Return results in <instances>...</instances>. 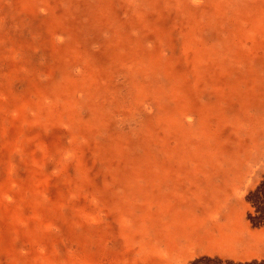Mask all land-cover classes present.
Segmentation results:
<instances>
[{
	"label": "rangeland",
	"instance_id": "1",
	"mask_svg": "<svg viewBox=\"0 0 264 264\" xmlns=\"http://www.w3.org/2000/svg\"><path fill=\"white\" fill-rule=\"evenodd\" d=\"M148 1L109 0L115 23L100 37L86 0H0V80L24 64L27 81L66 71L81 81L80 101L98 105L86 138L75 127L12 134L34 111L5 108L0 92V264H264V0ZM54 36L73 45L76 64L55 65ZM124 37L144 48L123 54L135 69L95 58L101 39ZM92 77L120 96L105 99ZM185 113L191 127L176 122Z\"/></svg>",
	"mask_w": 264,
	"mask_h": 264
},
{
	"label": "bare ground",
	"instance_id": "2",
	"mask_svg": "<svg viewBox=\"0 0 264 264\" xmlns=\"http://www.w3.org/2000/svg\"><path fill=\"white\" fill-rule=\"evenodd\" d=\"M150 1V0H149ZM148 1V2H149ZM85 6L88 7V12L89 14L87 15L89 20L87 22H89V24H93V34L99 35L100 37L102 36V34L105 32V30H109V28H112L113 23H115L114 20H112L111 18V5L109 3V0H86L85 2ZM48 10V9H47ZM26 11V10H25ZM44 14V13H43ZM29 27V26H28ZM0 28H2V25H0ZM22 29V28H21ZM72 29V28H70ZM76 29H73L72 31H75ZM25 31V30H24ZM29 31V30H28ZM32 31V30H31ZM88 31V30H87ZM26 32V31H25ZM36 31H34L35 33ZM70 32V31H68ZM67 32V33H68ZM90 32V31H89ZM23 33V32H22ZM29 33V32H28ZM27 33V35H28ZM91 33V32H90ZM35 36V35H34ZM106 36V35H105ZM107 37V36H106ZM29 38V37H28ZM70 38L73 40L74 39V35L71 32L70 33ZM89 39V38H88ZM126 37H124L123 39H117V41L114 42L115 39H101V43L99 44V49L97 50L98 52L95 53L97 57H95L96 59H98L100 61V58L104 57V63H106L107 65H113L115 64L116 61H122L121 65L123 68H127L128 69H135L129 66H125V61L123 54H128L129 50L130 52L136 56V54H140L141 50L144 49L142 48V46L137 45L136 43L132 44L131 47H129V43L126 41ZM36 40V39H35ZM12 41V40H10ZM15 42V41H14ZM25 42V41H23ZM38 42V41H37ZM52 44H51V48H52V53L55 56V60H53V62L55 63V65L57 66L58 64H60L61 67L67 66V60H69L71 63H77L76 61H78L77 59L79 58V53L75 50V48L73 47V45L71 43H64V44H60L58 41L57 36H54L52 38ZM61 42V41H60ZM92 41H89V43ZM16 44V43H15ZM14 44V45H15ZM120 44H124V49L125 52L122 53V45ZM17 45V44H16ZM31 45V44H30ZM27 47V46H24ZM34 48L35 45H34ZM26 50V48H24ZM128 49V50H127ZM22 50V49H21ZM143 52V50H142ZM26 53V51H25ZM34 54V53H33ZM29 55V54H26ZM31 55V53H30ZM38 55V54H36ZM24 59V58H23ZM28 59V58H27ZM138 60V59H137ZM28 61V60H27ZM118 61V62H119ZM58 63V64H57ZM28 65H30V63L27 62ZM35 64V61H34ZM33 66V64L31 65ZM29 68H32V67ZM132 66H135V64H132ZM15 68V67H13ZM20 68H23V71H20V73L18 72V70ZM26 67V65L24 64L21 67H17L16 69V73L14 75H11L7 78H2L0 81V92L4 93L5 96L7 97L9 102H6L4 104L5 108H9V107H20L19 111H22L24 114L23 117L25 118V113L27 111H34L32 117L29 118H25L24 120H26V125L24 126H20L18 125V123H12L13 127H15L16 129L19 130H14L12 131V134H17V133H23L24 128L27 125H33L35 126L37 129H45L49 126H52L55 129H64V130H70L71 127H75V131L72 132L71 135H73L74 133H76V136H80V138H86L88 132H91L94 127L98 124V119L96 118V116L94 115V111H96L98 109V105L96 103H92L93 99L91 96L85 97L84 100L80 101L79 98V94L78 89L81 88V81L78 82L77 77H73L72 75L69 74L66 71H62L60 73V77L58 78V80H44L42 81L39 78L37 79H29L27 81V74H28V69ZM109 68V67H107ZM111 69V68H109ZM114 70L110 71V76L112 77V73ZM58 72V71H57ZM15 76V77H14ZM90 76L91 73H90ZM214 77V75L212 76V78ZM217 78H221V76H216ZM224 78V77H223ZM118 81V80H117ZM224 81H228V80H224ZM27 82L26 88L21 92V94H17V89H18V84L19 83H24ZM116 82V81H115ZM127 82H129L130 86L137 89V87H139V85H136V83L133 81V79H128ZM223 82V81H221ZM229 82V81H228ZM91 83H93V89H95L98 93L99 92H105L104 93V97L111 99L113 97L112 101H115L114 98H118L120 96L119 91H120V87L118 86H114L112 88V90H107L108 88H104V84H101L97 79H94L92 77ZM230 83V82H229ZM231 84V83H230ZM20 85V84H19ZM136 94V93H134ZM215 94V93H214ZM209 97L212 95L207 94ZM101 97V96H100ZM95 99V98H94ZM34 100H36L34 102ZM78 100L83 104L86 105L87 107H90L89 109V118L88 119H81L79 116V113L76 111V107L75 105L78 103ZM97 100V99H96ZM124 100V99H123ZM127 100V99H125ZM1 101L0 100V105H1ZM34 102V103H33ZM39 103V104H38ZM36 104V105H35ZM206 106V105H205ZM204 109V108H203ZM217 110V109H215ZM234 112V111H233ZM5 113L4 109H0V120L2 118H7L5 116H3ZM83 113V112H82ZM232 113V112H231ZM27 116V115H26ZM193 117V115H191ZM187 117H189L188 113L182 114L179 116V118L176 119V122L179 123L180 125L184 126V127H191V124L188 122ZM19 118L21 119V114H19ZM126 119V118H125ZM167 119L169 120V118L167 117ZM166 119V120H167ZM192 120V119H191ZM166 123V122H165ZM133 124V122H132ZM131 126V125H130ZM201 127V125H199ZM121 127V126H120ZM128 127V126H127ZM131 128V127H130ZM124 130V129H123ZM126 130V129H125ZM106 132V131H105ZM127 132V131H126ZM69 134V133H68ZM136 134V133H135ZM134 134V135H135ZM178 134V133H177ZM216 133H214L215 136ZM70 135V134H69ZM91 135V134H90ZM177 136V135H176ZM130 137V136H129ZM208 137V136H207ZM206 137V141H210L209 138ZM77 138V137H76ZM79 138V139H80ZM117 138V137H116ZM134 138V137H133ZM164 138V137H163ZM97 139V138H96ZM101 139V138H100ZM113 139V138H112ZM109 139V140H112ZM119 139V138H118ZM165 139V138H164ZM163 139V140H164ZM76 140V139H75ZM213 142H216L215 139ZM164 142V141H163ZM116 145V144H115ZM161 145H164L161 143ZM171 146V145H170ZM79 147V146H78ZM96 147V146H95ZM118 147V146H117ZM126 148V147H125ZM124 148V149H125ZM76 147L73 145V147H69L67 149V152H65L64 154L66 155L68 152L72 155H75L77 153L76 151ZM109 149V148H108ZM117 151V150H116ZM158 151V150H157ZM104 155V153L102 154ZM70 156V155H69ZM163 156V155H162ZM166 156V155H165ZM75 158V157H74ZM73 158V160H75ZM167 158V157H166ZM67 159V158H66ZM142 159H144L142 157ZM61 160V159H60ZM79 160V158H78ZM67 161H71V160H67ZM168 161L173 162L174 158H168ZM69 163V162H68ZM67 164V163H66ZM136 164V162H135ZM60 167V166H59ZM77 170V169H76ZM87 170V169H86ZM150 170V169H149ZM168 170V169H167ZM251 170V169H249ZM249 170L246 172L247 174L245 175V177H243V182L247 179L248 175H249ZM84 172V171H83ZM151 172V171H150ZM153 172V171H152ZM163 172V171H161ZM75 174V173H74ZM77 175V174H75ZM84 175V174H83ZM153 175V174H152ZM151 175V177H153ZM148 176V175H147ZM162 177V176H161ZM70 179V178H69ZM157 179H160L159 176ZM65 180V179H64ZM78 180V179H76ZM66 181V180H65ZM75 181V180H74ZM73 181V182H74ZM149 181L151 182L150 178ZM77 182V181H76ZM80 182V181H79ZM155 182V181H154ZM111 183V182H110ZM143 183V182H142ZM158 183V182H157ZM160 183V180H159ZM223 183V182H222ZM75 184V183H74ZM78 184V183H77ZM146 184V183H144ZM151 184V183H149ZM156 184V183H154ZM106 186V185H105ZM143 186V185H142ZM141 186V187H142ZM148 186V184H147ZM158 186V185H157ZM162 186V185H161ZM165 186V184H164ZM113 187V186H112ZM173 187V186H172ZM75 188V187H74ZM77 188V187H76ZM122 188V187H121ZM120 188V189H121ZM145 188V187H143ZM78 189V188H77ZM84 189V188H83ZM239 189V186H235L231 189V191L229 192L228 195L223 194L220 195V197L218 198V203L220 204H226L227 201L229 200V197H234L236 195V191ZM142 190V189H141ZM126 191V190H125ZM147 191V190H146ZM157 191V190H156ZM175 191V190H173ZM180 191V190H179ZM131 192V191H130ZM149 192V191H148ZM86 193V192H85ZM122 193V192H120ZM125 193V192H124ZM157 193V192H155ZM160 193V192H159ZM167 193V192H165ZM9 193H3L2 195L7 197ZM126 194V193H125ZM124 195V194H123ZM140 195V194H138ZM152 195V194H151ZM146 196V195H145ZM171 196V194H170ZM97 197V196H96ZM115 197V196H113ZM126 197V196H125ZM151 198V196H149ZM124 198V197H122ZM148 198V197H147ZM160 198V197H159ZM186 198V197H185ZM141 199V198H140ZM137 200V199H136ZM143 200V199H142ZM145 200V199H144ZM164 200V199H163ZM135 201V200H134ZM133 201V203H134ZM153 201V200H150ZM149 201V202H150ZM158 201V200H157ZM137 202V201H136ZM148 202V201H146ZM170 202V201H169ZM155 203V200H154ZM99 204V203H98ZM129 204V203H127ZM159 204V203H158ZM166 204V203H165ZM189 204V210H187V212H191L192 207L194 206V204L192 203H187ZM186 204V205H187ZM125 205V204H124ZM131 205V204H130ZM134 205V204H133ZM162 205V204H161ZM215 204L213 203L212 206H214ZM145 207V205H143ZM151 206V204H150ZM154 207V206H153ZM162 207V206H160ZM127 208V207H126ZM132 208V207H131ZM129 208V209H131ZM149 208V207H148ZM151 208V207H150ZM159 208V207H157ZM133 209V208H132ZM131 209V210H132ZM108 210V208H107ZM128 210V209H127ZM215 213L217 212V208L212 209ZM113 211V210H112ZM135 212V211H134ZM140 212V211H139ZM138 212V213H139ZM158 212V211H157ZM129 213V212H128ZM133 213V211H132ZM137 213V214H138ZM144 213V212H143ZM151 213V212H150ZM168 213V212H167ZM203 214L199 216L198 218V222H197V227H200L201 225H204L205 223L209 222L212 218V213L210 210L208 211H203ZM136 214V215H137ZM148 214V213H147ZM146 214V215H147ZM160 214V212H159ZM134 215V213H133ZM139 215V214H138ZM19 216V215H18ZM106 216L107 213H106ZM105 216V218H106ZM140 216V215H139ZM21 217V216H20ZM166 219V218H165ZM133 220V219H132ZM135 220V219H134ZM160 220V219H159ZM135 222V221H134ZM171 223L173 225H175V219H172ZM183 221L179 222V225H182ZM135 225V223H134ZM163 232V231H162ZM147 235V233H146ZM164 238L168 239V241L170 242H174V238L173 235H166L164 236ZM217 244V243H215ZM227 244V243H226ZM210 245V244H209ZM211 247V246H210ZM217 246L212 247L216 249ZM170 252V251H169ZM159 256H161L160 251L158 253ZM145 257V256H144Z\"/></svg>",
	"mask_w": 264,
	"mask_h": 264
}]
</instances>
